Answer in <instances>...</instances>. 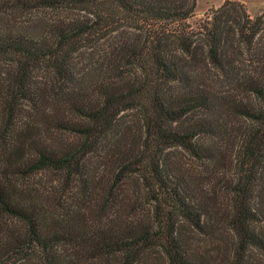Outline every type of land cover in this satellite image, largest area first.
Listing matches in <instances>:
<instances>
[{
  "label": "trees",
  "instance_id": "trees-1",
  "mask_svg": "<svg viewBox=\"0 0 264 264\" xmlns=\"http://www.w3.org/2000/svg\"><path fill=\"white\" fill-rule=\"evenodd\" d=\"M197 1H0V264H248L253 252L264 260V15L250 19L225 2L201 47L185 30ZM59 10L95 20L17 21ZM123 21L161 34L136 44L121 32L99 60L76 61ZM170 35L192 57L188 68L170 56ZM122 62L140 75L117 74ZM128 111L138 126L122 121ZM235 119L244 122L228 127ZM173 148L212 177L233 163L228 197L222 183L174 161ZM130 178L152 204L145 214L116 191ZM187 225L213 237V251L191 243ZM222 225L232 236L224 248Z\"/></svg>",
  "mask_w": 264,
  "mask_h": 264
},
{
  "label": "rangeland",
  "instance_id": "rangeland-1",
  "mask_svg": "<svg viewBox=\"0 0 264 264\" xmlns=\"http://www.w3.org/2000/svg\"><path fill=\"white\" fill-rule=\"evenodd\" d=\"M1 1V0H0ZM225 2H230V3H236L239 5H242L243 9L245 10L246 14L250 17V19H255L259 16L264 15V0H198L196 3V7L194 10L193 15L186 21V32L189 34V37L191 40H193V45H199L203 47L204 44V37L203 35L206 33L205 28L209 27L208 23L211 21V13L212 11L220 8ZM2 7V6H1ZM3 8V7H2ZM19 17L16 16L14 18V21L17 20ZM39 17L43 19L44 21L48 22H53L57 20H78V21H83V22H91L95 20L93 16L90 14H86L85 12H80V11H67V10H59V11H40L36 13L33 17L31 15H24L22 19H18V22H22V20L28 21L29 18H35ZM124 25H121L122 27L117 30L109 31L105 33V37L100 41L99 45L95 48L93 47L94 45H90L89 49L86 51V53L82 56L77 55L76 61H81L83 65L89 64L92 62V60H99V50H106L110 45H114L115 41H118L120 38H126V37H135L133 40L135 41L136 44H141L144 40H148L152 37H155L157 35H160L161 33L159 32H153L156 30V28L152 26H147L150 28V31H147L145 28L143 29H136V26H140L139 24L135 25V22H127L123 21ZM130 26V27H129ZM135 26V27H134ZM94 28H97L95 26ZM138 28V27H137ZM173 28V27H172ZM169 30H174V29H169ZM179 30V29H178ZM169 32L170 31H166ZM123 33V36H120V33ZM137 36V37H136ZM138 40H140L138 42ZM169 43V42H172ZM167 44L170 46H173V48L168 49V52L170 56H172V59L179 65L183 66L184 68H188L189 64L192 61V57L190 55L185 54L181 48L180 40H176L173 37L167 38L165 40ZM164 42V44H165ZM260 43L257 42L253 48L258 47ZM239 58L243 60L245 63L249 62L250 59V52L247 51L245 48H239ZM174 56L176 57L174 59ZM205 57L204 55V50L203 54L199 56L200 59H203ZM198 56L196 57V59ZM195 63H200L202 65V61H195ZM92 64V63H91ZM209 68V67H208ZM210 74H212L213 77V72L216 75V71L214 69L209 68ZM122 72L126 77H137L140 75V68H136L134 66H130L126 64L125 62H122L121 69L117 72L120 73ZM115 72H113V75ZM39 79H44L47 78V75L45 72H41L39 74ZM216 77H218L216 75ZM218 79V78H217ZM42 82V80H41ZM53 87H56V82H52ZM122 121H129V122H134L133 126H138V119L135 111H128L125 112ZM235 122V126L240 124L241 122L243 124L244 120L241 119H235L230 122L228 127L232 125V122ZM231 137V136H230ZM169 152L172 153L171 157L173 158L174 161L178 162L187 172L195 175L196 178H200L201 180L205 181H212L215 184L216 183H222V185L218 186L221 188L223 194H225L226 197H228L226 190H224L225 187V182L232 180L233 177H235L237 168L233 166L234 164L231 163L229 164V161L226 160L225 163L222 165L219 163L218 165V170H220L219 175H216L214 173V176L212 177V174L207 173L204 169V166L202 163L197 160L194 156L191 154L187 153L184 151L182 148H173L169 150ZM216 170V169H215ZM42 179L43 183L50 181L52 176H42L39 177ZM224 179V180H223ZM262 186L264 185V176H262ZM118 194L121 193H129L128 195L126 194V198L130 202V206L133 209L139 210V212L145 214L148 211L151 210V202L149 201L148 197L146 196L145 191L142 189L141 182L137 178H130L122 183L120 187L116 190ZM224 207L226 206V200H223ZM260 204H264V195L261 196L260 199ZM186 237L191 243L194 245L202 248L203 250H210L213 251V237H209L207 235H200L199 233H196L193 228L190 226H185L184 228ZM213 233V231H212ZM216 237L218 238V241H220L223 244V248L225 246H228L232 242V236L231 232L228 229L226 225H222L220 229L215 231ZM250 261L248 264H264V260L261 258L260 255H258L256 252H253L250 256ZM159 261H163V259H159Z\"/></svg>",
  "mask_w": 264,
  "mask_h": 264
}]
</instances>
